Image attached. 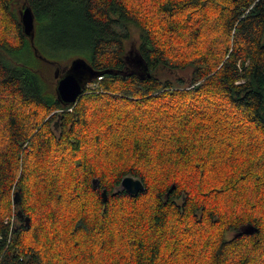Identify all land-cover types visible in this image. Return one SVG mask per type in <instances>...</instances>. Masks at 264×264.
<instances>
[{
	"label": "trees",
	"instance_id": "1",
	"mask_svg": "<svg viewBox=\"0 0 264 264\" xmlns=\"http://www.w3.org/2000/svg\"><path fill=\"white\" fill-rule=\"evenodd\" d=\"M130 24L143 77L120 72ZM58 52L101 72L75 103L45 74ZM166 97L190 108L218 98L244 121L228 122L212 100L209 114L177 115ZM112 99L127 106L97 116ZM156 101L157 126L138 124L135 111ZM120 124L130 132L99 146ZM125 174L144 189H116ZM150 192L160 203L140 206ZM65 195L74 201L60 208ZM247 223L257 229L226 237ZM95 232L101 247L121 246L103 264H264V0H0V264H93Z\"/></svg>",
	"mask_w": 264,
	"mask_h": 264
},
{
	"label": "rangeland",
	"instance_id": "2",
	"mask_svg": "<svg viewBox=\"0 0 264 264\" xmlns=\"http://www.w3.org/2000/svg\"><path fill=\"white\" fill-rule=\"evenodd\" d=\"M128 31H129V37L124 40V48H125L124 51L126 52L125 56L128 54V52L130 51V49H135V50L137 49L138 39H139V31H138V28L136 26H134L133 24H130L128 26ZM58 54H61V58H62V61L61 62H59L58 64L57 63H52V64H49V66H45L44 67L45 74L50 77V83H51V86L52 87H55L56 86L57 78L64 73V71H65L64 68L67 65L70 64V62H71V60L73 58L77 57L75 55H66V54L60 53V52H58ZM128 65L130 66L131 69L132 68H135V66H134L133 63L131 65L130 64H128ZM56 70L58 72V77H55V71ZM188 73H189V70L188 69L177 70L176 72H166V74L168 76L173 77V78H175L177 75H182V76H185L186 77L188 75ZM94 79H97V80H95V81H92L91 80L88 83H86V86H85V88H87L86 91H91V90L95 89L98 86V80L100 79V76L95 77ZM89 87H91V88H89ZM209 100H212V101H216L218 103H221V107L223 108L222 112H223V114H225V119L228 120V122L230 121L232 123H235V121L240 120V119L237 118V115L234 112H232L230 108H226V106L224 104H222L221 100L218 99V98L207 99L206 97H203L198 102V104H196L197 107L193 105V107H192V108H194L192 110L193 112L191 111L192 108H190V106H192V105H189V106L188 105H184L183 103H180L178 101V98L173 99V98L166 97L162 101H168V102H171V103L181 104L180 109L179 110L177 109V115H180L181 113L192 115V114L199 113V111L201 109L203 110L202 112H204V113H207V114L211 113L212 112L211 109L213 108V106L212 105H209V103H208ZM157 102H159V101H156L155 104L152 105L154 107V109L152 108V111L149 112V113H147V114H143L142 115V112L141 111H139V110H136L135 111V113L138 114L139 117H140V120H138V124L140 123L142 125H146V126L150 127L151 129H152L153 126H157V121H156V123L154 122L155 120H157L156 111H155L156 110L155 105L158 106V104H159ZM121 104L126 105L123 102H120V101H118L116 99H112L110 101L109 105H103L101 103H98L97 104V107L94 106L95 108L93 109V106H92V109H93L94 112H96V115L99 116L101 113H103V111H104L103 108H108L109 109V108H113V107L116 108L117 106L123 107ZM206 105H208V106H206ZM150 109H151V107H150ZM110 110L112 111V109H110ZM166 114H169V112L166 113ZM240 121H244V120L241 119ZM52 122H55V125H56L57 119L56 120L54 119ZM52 124H54V123H52ZM123 130H127V132H130L129 131V128H125L121 124L119 126H117V125L114 126V128L111 130V132L105 135L103 141H100V145L99 146L102 145V147H104V148L107 149V147L109 146V144L112 141H115L116 139L119 138V136L122 135L121 132ZM163 130L165 131L166 130V127H164ZM58 132H60V129H59V127H56V133H58ZM86 148L89 150V156L91 158H94L95 157V150H96L95 149V145H93V146L86 145ZM56 155H57V158H58L59 154H56ZM76 162H77V158H75L73 160V164H75ZM65 163L67 164V162H65ZM68 172H69V170H68ZM68 176H69V173H68ZM109 179L110 178H108L107 180H109ZM65 197H67V195L64 196V199H63L64 202L62 201L63 203L61 204V207L60 208H62L65 204H71L74 201L73 198H71V197H69L68 199L65 200ZM139 198H140L139 199L140 206H142V207H144L146 204H149L150 206L153 205V207H156L160 203V202H158L157 197L155 196V194L153 192H150L148 194L142 195ZM176 200H178L179 202L181 201L180 198L179 199H176ZM78 204H79V202H78ZM118 204H121V202L118 201ZM90 206L91 205H89V207ZM92 208H94V207H90L87 210V213H88V211L89 212H92ZM14 212H15V208L13 206L12 207V212L10 213V217H11L12 220L15 218ZM60 212H61V210H60ZM182 229H183V227L177 229V233L178 232L181 233ZM237 230H229V231H227L226 232V237L233 236V233L234 232H235L234 233L235 235H240V234H236V231ZM107 233H110V232L108 231ZM95 234H96L95 237H98V238H94L93 239L92 236H90V235H88V237L86 238V241L87 242L89 241V243H92V245H93V250L90 253V256H92V259L91 260H94L95 261L93 264H103L106 261L107 255L111 254V251H110L111 249L114 252H118L116 254L121 256L122 250H121V246L118 243L111 242V244H109V242H104L103 241V243H104L103 246L104 247H101L102 246V243L99 242V241H100V238H102V237H99L98 236L99 235L98 232H95ZM128 240H130V239L128 238ZM130 242H131V240H130ZM130 245H131V247L133 246L132 243H130ZM230 261H231V257L230 258L228 257L227 264H230ZM109 262L110 261H108V263ZM108 263H106V264H108ZM125 264H127V263H125Z\"/></svg>",
	"mask_w": 264,
	"mask_h": 264
},
{
	"label": "water",
	"instance_id": "3",
	"mask_svg": "<svg viewBox=\"0 0 264 264\" xmlns=\"http://www.w3.org/2000/svg\"><path fill=\"white\" fill-rule=\"evenodd\" d=\"M20 20L22 22L23 31L30 39H33L34 34V18L33 13L29 5L24 4L20 8ZM127 65L134 64L135 68H130L128 65L124 70H120L121 73H126L128 69L130 71H136L141 77L149 75V70L146 61L136 49H130L125 56ZM62 75L58 77L57 70L55 71L56 81V93L58 98L64 103H75L78 96L83 92L86 83H88L94 77L101 76V72L96 71L84 58L77 56L73 58L69 65L65 68ZM129 71V72H130ZM93 183L98 184L96 178L93 179ZM174 187V183L171 184L169 191ZM116 189L126 190L130 194H137L144 189V183L141 178L133 176L132 174H125L121 177ZM168 193V192H167ZM166 193V195H167ZM103 199H106V189L101 190ZM16 199V193H15ZM257 227L251 223L241 225L236 231V234L251 233L255 231Z\"/></svg>",
	"mask_w": 264,
	"mask_h": 264
}]
</instances>
